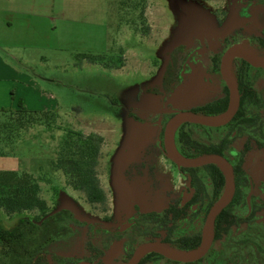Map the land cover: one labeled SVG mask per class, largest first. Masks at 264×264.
Here are the masks:
<instances>
[{
  "label": "rangeland",
  "instance_id": "374dc122",
  "mask_svg": "<svg viewBox=\"0 0 264 264\" xmlns=\"http://www.w3.org/2000/svg\"><path fill=\"white\" fill-rule=\"evenodd\" d=\"M33 1L48 5V19L34 29L31 41L5 52L18 63L24 59L30 72L46 78L43 88L58 100L60 118H50L49 125H32L54 129L49 137L52 171L41 176V182L37 178L38 196L48 214L68 209L87 224L74 227L75 233L57 242L51 252L76 261L71 264L89 258L95 264H126L135 248L149 241L180 251L163 241L164 231H156L158 237L149 240L151 226L118 233L127 221L160 214L171 204L181 207L190 196L187 175L159 149V127L151 126V121L162 113L164 123L174 113L191 112L221 99L219 61L228 47L241 46L264 57L256 43L264 27V0H243L241 6L249 8L246 13H240L239 0ZM31 19H37L35 14ZM238 64L234 58L232 74ZM182 71V79L170 86ZM248 79L256 91L264 89V72L252 67ZM161 97L166 99L164 104ZM258 111L264 116V109ZM11 118L0 113L2 147L19 137L20 131L12 132ZM64 140L81 170L94 175L103 193L101 202L89 203L85 193L74 190L64 172L53 166ZM29 141L31 154L36 155L34 139ZM245 141L238 139L234 147L241 150ZM243 169L253 183V196L264 201V146L259 149L251 143ZM210 198L208 188L197 219L174 229L171 243L202 230ZM1 215L12 224L40 212ZM259 215L263 219L256 223L264 222V209ZM228 238L223 237L217 246ZM208 260L204 257L195 264H209ZM143 264L187 263L164 258Z\"/></svg>",
  "mask_w": 264,
  "mask_h": 264
},
{
  "label": "trees",
  "instance_id": "16d2710c",
  "mask_svg": "<svg viewBox=\"0 0 264 264\" xmlns=\"http://www.w3.org/2000/svg\"><path fill=\"white\" fill-rule=\"evenodd\" d=\"M256 43L259 49L264 50V28ZM252 68L244 60L239 59L238 67L233 75L239 91V106L232 119L220 127H208L188 122L181 123L174 132L173 141L177 152L184 158L195 159L210 154L223 156L231 165L234 174L235 192L231 202L221 211L215 220L212 240L207 251L209 264H224L223 255L231 253L235 264H264V222L251 221L247 229L239 234H247V237L235 235V224L249 220L242 214L248 212L246 196L249 191L251 179L246 176L243 169L245 155L251 149L253 142L257 147L264 146V116L258 111L264 109V89L256 91L249 82L248 75ZM264 72L263 69H257ZM229 104V92L223 84V96L203 107L192 110L200 116H215L227 110ZM17 109H2L0 113L11 114L12 132L37 125H49L50 118H57L53 112L29 111L23 108L22 102H18ZM256 109V111L254 110ZM239 138H245L243 150L234 147ZM65 140L58 152L53 166L62 170L68 178V184L74 190L85 193L89 203H99L103 200V193L90 172H84L78 162L66 151ZM4 155V149L0 146V156ZM187 175L190 187V196L186 203L178 207L170 205L160 214L147 213L142 219L131 220L129 230L138 227L151 226L152 236L149 240L158 237L156 231L166 232L164 242L171 244L180 251H190L197 248L201 240V230L193 235L180 236L179 242L171 243L170 234L176 228H182L186 220L194 222L207 190H211L210 203L205 214L221 198L226 184L225 176L220 168L214 164H208L197 168H180ZM203 172V176H200ZM38 180L33 175L25 172L0 171V264H71L74 260L65 258L51 252L55 244L63 239L71 237L74 227L82 228L87 224L79 220L71 210L60 209L48 214L45 202L38 196ZM255 207V206H254ZM251 209L250 213L259 210ZM38 210L40 215L35 218L20 217L14 223L9 224L3 220L1 213L11 216ZM239 213L235 215V213ZM153 227V228H152ZM149 228V227H148ZM118 233L122 232L118 229ZM155 236H154V235ZM235 235V236H234ZM228 238L217 248V242L223 237ZM239 237V238H238ZM243 245L245 247H237ZM89 258L86 261H94ZM148 259H164L156 253L145 254L137 264H143ZM204 259L187 263L195 264Z\"/></svg>",
  "mask_w": 264,
  "mask_h": 264
},
{
  "label": "crops",
  "instance_id": "0c3cea01",
  "mask_svg": "<svg viewBox=\"0 0 264 264\" xmlns=\"http://www.w3.org/2000/svg\"><path fill=\"white\" fill-rule=\"evenodd\" d=\"M48 8L46 3L33 0H0V110L17 109L21 101L25 110L53 112L60 118L57 96L50 94L46 87L43 88L42 82L47 79L30 72L24 59L18 63L17 58L5 52V49L33 39L34 29L40 27L43 19H48ZM34 14L37 17L35 21L31 19ZM53 132V128L44 126L21 129L16 142L3 145L0 171L29 173L40 178L41 182V176L52 171L53 153L49 151L52 146L49 137L54 135ZM37 137H40V141H35ZM32 138L38 148L37 156L31 154L32 145H27ZM15 163L18 168L14 167Z\"/></svg>",
  "mask_w": 264,
  "mask_h": 264
},
{
  "label": "water",
  "instance_id": "95a60500",
  "mask_svg": "<svg viewBox=\"0 0 264 264\" xmlns=\"http://www.w3.org/2000/svg\"><path fill=\"white\" fill-rule=\"evenodd\" d=\"M251 55L252 54L250 52H248L245 48L241 46H231L225 50V52L221 57L220 65H219V73L222 81L224 82L229 92V104L226 111L215 116H200L195 113L185 112V111L177 112L172 115V117L167 121L164 127V133H163L164 153L166 157L170 161H172L175 165H177L179 168H197L208 164H214L216 166H219V164L221 163L227 169V175H225L224 172L220 169L226 179L225 189L221 198L209 210V212L205 217L204 224L201 230V240L199 246L190 251H175L168 247H165L164 245H162L157 241H149L137 246L126 264H137L142 258L139 257L142 252H144V254L156 253L168 260L175 262H183V263H191L197 261L207 253L212 240V231L215 220L218 217V215L221 213V211L231 202L235 192L233 169L223 156L217 154H210L195 159H187L182 157L174 147L173 136L171 137L170 131L172 125L176 120H180L181 123L188 122V123L199 124L208 127H220L227 124L235 115L239 106V99H240V95L235 79L234 81H231L228 75V67H227L228 59L233 56L234 58H239L241 60H244L246 63H248L250 66L254 68L264 69V63L252 58ZM231 101H233L232 109L225 118L219 121L207 119V118H214L216 116L226 113L230 108ZM128 226H129L128 223L124 224L123 226H120V231L127 228ZM210 231H211V235L209 236ZM191 251H195L196 253L195 255L190 257L181 256L178 253H175V252H191ZM74 264H95V262L80 261Z\"/></svg>",
  "mask_w": 264,
  "mask_h": 264
},
{
  "label": "flooded vegetation",
  "instance_id": "af4514ba",
  "mask_svg": "<svg viewBox=\"0 0 264 264\" xmlns=\"http://www.w3.org/2000/svg\"><path fill=\"white\" fill-rule=\"evenodd\" d=\"M242 1L243 0H239L238 1V3H239V10H240V13H246V12H248V10H249V8H248V5L246 4V5H244V6H241V3H242ZM264 28V27H263ZM261 36V35H260ZM223 55V54H222ZM222 55H221V57H222ZM239 59V58H238ZM260 59H262V60H264V57L263 58H260ZM189 58H187V59H185V61H184V63H183V65H182V67H183V69L185 68V66L188 64V62H189ZM220 60H221V58H220ZM232 61H233V57H230L229 58V60H228V68H229V70H230V67H231V63H232ZM219 65H220V61H219ZM254 68V67H253ZM182 69V70H183ZM255 69H259V68H255ZM260 69H262V68H260ZM264 70V69H263ZM183 71L180 73V75H178L175 79H173V80H171V82L169 83V85L171 86V83H175V82H178V81H180L181 79H182V77H183ZM220 74V73H219ZM234 76V75H233ZM187 77V76H186ZM221 77V76H220ZM235 79V78H234ZM222 80V79H221ZM223 82V81H222ZM176 84V83H175ZM223 84H224V82H223ZM225 85V84H224ZM163 87V79H162V81H161V88ZM175 88V87H174ZM173 90L174 89H172V92H173ZM222 91H223V89H222ZM172 94V93H171ZM170 94V95H171ZM162 96V95H161ZM163 96H165V94H163ZM161 99H162V104H164L165 102H166V99H165V97H161ZM240 100V99H239ZM216 101V100H215ZM161 114L162 113H160V115H159V119L158 120H155V121H151V126L152 125H158V127H159V130H158V133L156 134V140H158V146H159V149H161L162 151H163V153H164V149H163V133H164V127H165V125H166V123H167V121L172 117V115L164 122V123H161V120L162 119H160V118H162L161 117ZM160 136H161V140H160ZM239 139H241V138H239ZM238 140V139H237ZM236 140V141H237ZM257 148H259V147H257ZM261 148H263V147H260L259 149H261ZM244 149V147H241V150H243ZM238 150H240V149H238ZM250 150V149H249ZM248 150V151H249ZM247 151V152H248ZM165 154V153H164ZM115 175H117V176H119L120 174H119V171L118 170H115V173H114ZM246 204H247V209H248V212H246L245 214L243 213L242 214V216L243 217H248L249 218V220H244V221H240L239 223H237V224H235V226H234V231H235V235H237V236H242V237H247V234L245 233V234H239V233H241L242 231H244V230H246L247 229V226L250 224V222L251 221H256V220H261V219H263L262 218V216L261 215H259V212H261L263 209H264V201H262L261 199H259L257 196H253V183H252V181H250L249 182V191H248V193H247V196H246ZM255 206V207H254ZM257 209V208H260L259 210H257V211H254V212H252V213H250V211H251V209ZM237 214H239V213H235V215H237ZM126 223H128L129 224V226L127 227V228H125V229H128L129 227H130V224H131V221H127ZM119 230H120V227H119ZM234 235V236H235ZM238 237V238H239ZM217 247H224V246H221V245H219V246H217ZM237 247H245V246H243V245H240V246H237ZM207 255V253L203 256V257H205ZM222 259H223V261H224V264H235L234 262V259H233V256L231 255V253H229V254H227L226 256L225 255H223V257H222Z\"/></svg>",
  "mask_w": 264,
  "mask_h": 264
},
{
  "label": "bare ground",
  "instance_id": "6f19581e",
  "mask_svg": "<svg viewBox=\"0 0 264 264\" xmlns=\"http://www.w3.org/2000/svg\"><path fill=\"white\" fill-rule=\"evenodd\" d=\"M232 57H233V56H232ZM251 57L254 58V59H256V60H258V61H260V62H262V63H264V60L260 59L259 57H256V56H254V55H251ZM233 59H234V57H233ZM228 60H229V59H228ZM227 67H228V65H227ZM228 75H229L230 80H231V81H234V78H233V76H232V74H231L229 68H228ZM232 106H233V101H231V103H230V108H229V110H228L226 113H224V114H222V115H219V116H216V117H214V118H207V119L214 120V121H219V120L225 118V117L229 114V112L231 111ZM180 124H181V121H180V120H176V121L174 122V124H173L172 127H171V131H170V135H171V137L174 135L175 130L177 129V127H178ZM218 167L224 172L225 175H227V169H226V167H225L224 165H222V164L220 163ZM210 235H211V231H210L209 236H210ZM175 253H178V254L181 255V256L190 257V256L195 255L196 252H195V251H191V252H175ZM143 255H145L144 252H142V253L140 254L139 257L141 258V257H143Z\"/></svg>",
  "mask_w": 264,
  "mask_h": 264
}]
</instances>
